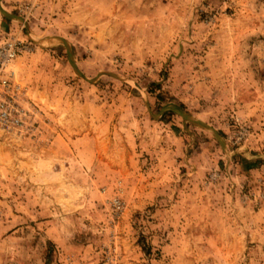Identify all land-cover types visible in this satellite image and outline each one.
Masks as SVG:
<instances>
[{
  "label": "rangeland",
  "instance_id": "obj_1",
  "mask_svg": "<svg viewBox=\"0 0 264 264\" xmlns=\"http://www.w3.org/2000/svg\"><path fill=\"white\" fill-rule=\"evenodd\" d=\"M13 34L0 264H264V0H0Z\"/></svg>",
  "mask_w": 264,
  "mask_h": 264
},
{
  "label": "built area",
  "instance_id": "obj_2",
  "mask_svg": "<svg viewBox=\"0 0 264 264\" xmlns=\"http://www.w3.org/2000/svg\"><path fill=\"white\" fill-rule=\"evenodd\" d=\"M18 11L23 18L28 19L34 12V6L20 5ZM32 50V42L20 34L10 35L0 41V136H21L35 130V106L27 98L25 88L17 83L13 70L16 60ZM111 206L118 215L124 208L119 199H114ZM100 264H118L116 253H108Z\"/></svg>",
  "mask_w": 264,
  "mask_h": 264
},
{
  "label": "crops",
  "instance_id": "obj_3",
  "mask_svg": "<svg viewBox=\"0 0 264 264\" xmlns=\"http://www.w3.org/2000/svg\"><path fill=\"white\" fill-rule=\"evenodd\" d=\"M64 13V14H63ZM60 15H62V16H66V14H65V12H61V14ZM72 22V21H71Z\"/></svg>",
  "mask_w": 264,
  "mask_h": 264
}]
</instances>
